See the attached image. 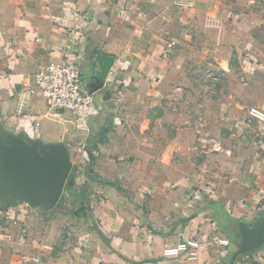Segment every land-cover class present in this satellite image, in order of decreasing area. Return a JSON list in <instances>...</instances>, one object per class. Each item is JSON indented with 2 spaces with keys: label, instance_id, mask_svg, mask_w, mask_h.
<instances>
[{
  "label": "crops",
  "instance_id": "crops-1",
  "mask_svg": "<svg viewBox=\"0 0 264 264\" xmlns=\"http://www.w3.org/2000/svg\"><path fill=\"white\" fill-rule=\"evenodd\" d=\"M252 4L0 0V144L61 149L77 164L53 207L0 191V264H264V244L236 255L264 218V124L246 115L264 110V17ZM55 61L75 64L100 105L87 132L65 113L46 117L28 92ZM206 61L245 82L216 134L227 152L199 163L171 99ZM181 243L195 260L180 259Z\"/></svg>",
  "mask_w": 264,
  "mask_h": 264
},
{
  "label": "rangeland",
  "instance_id": "rangeland-1",
  "mask_svg": "<svg viewBox=\"0 0 264 264\" xmlns=\"http://www.w3.org/2000/svg\"><path fill=\"white\" fill-rule=\"evenodd\" d=\"M252 5H254V8L264 17V0H254V4ZM197 69V73L194 74L193 85L191 89H189L190 93L185 90L187 88L176 85L175 90H177L179 96L172 98L171 101L176 105L172 106L173 112L184 114L189 119L186 125L192 128L195 133V143L192 151L198 162L201 163L203 159L209 156L227 152V149L220 139L221 137L216 136V134H221L223 121L230 113V109H227V107H237L238 104H240V99L244 93L241 94L237 87H240L245 81L240 76L229 78L226 73H223V71L211 64L209 65L207 61ZM211 98L215 100V109L206 112L204 109L206 101ZM192 99L194 102H189ZM197 102L202 106L199 108L195 107L194 110H192V103ZM189 103H191V108L188 105ZM252 109H257L262 113H264V110L253 107L246 111V115H248L250 119L257 121L249 115ZM261 123L264 124V121H261ZM217 146L221 148V151L217 152L215 150ZM72 163H76L74 158L71 165H73ZM3 169L4 162L0 160V182L4 174ZM61 206L62 204L58 205L55 210L56 213H61L63 210L69 212L68 208L63 209Z\"/></svg>",
  "mask_w": 264,
  "mask_h": 264
},
{
  "label": "water",
  "instance_id": "water-1",
  "mask_svg": "<svg viewBox=\"0 0 264 264\" xmlns=\"http://www.w3.org/2000/svg\"><path fill=\"white\" fill-rule=\"evenodd\" d=\"M0 160L4 162L0 191H9L15 197L23 195L30 202L51 207L62 197L72 166L61 149L40 157L35 147L22 142L0 144ZM263 244L264 218L241 236L236 255L255 252Z\"/></svg>",
  "mask_w": 264,
  "mask_h": 264
},
{
  "label": "built area",
  "instance_id": "built-area-1",
  "mask_svg": "<svg viewBox=\"0 0 264 264\" xmlns=\"http://www.w3.org/2000/svg\"><path fill=\"white\" fill-rule=\"evenodd\" d=\"M176 6L184 7L189 4L178 2ZM28 92L44 97L49 113L46 117L49 115L55 117L65 113L70 117L75 129L80 132H87L89 121L98 117L101 112L94 92L83 86L80 71L72 63L55 61L47 64L32 75ZM249 115L256 120H264V113L257 109H252ZM215 150L219 152L221 148L217 146ZM218 243L226 245V242L222 240ZM176 254L183 261L195 260L197 257L195 248L188 243L179 244Z\"/></svg>",
  "mask_w": 264,
  "mask_h": 264
}]
</instances>
